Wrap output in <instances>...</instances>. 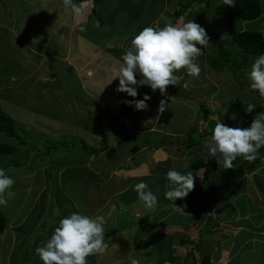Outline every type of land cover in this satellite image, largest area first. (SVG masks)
Returning a JSON list of instances; mask_svg holds the SVG:
<instances>
[{
  "label": "rangeland",
  "instance_id": "rangeland-1",
  "mask_svg": "<svg viewBox=\"0 0 264 264\" xmlns=\"http://www.w3.org/2000/svg\"><path fill=\"white\" fill-rule=\"evenodd\" d=\"M100 1L94 15L92 1L82 3V13L74 14L70 8H65L63 0H0V105L16 120V131L23 141L20 145V141L0 134V141L15 146L12 154L0 155V167L6 169L15 180L12 187L14 196L8 198L6 205L0 206V213L7 220L5 230L0 234V264H42L35 249L43 246L55 230L50 225L41 227L43 217L47 215L45 221L58 225L63 217L72 212L95 216V211L105 202L107 205L98 215L104 217L105 243L108 248L102 254L90 255L87 258L88 264H130L129 257L139 260L140 264H183L184 261L188 264H203L204 253L192 244L183 243L188 239L196 242L198 237L206 240L209 245L214 238L216 243L219 241V244L211 247V251L220 252L218 255L223 262V256L230 258L232 253L241 251L237 236L241 233L240 228L235 231L232 229L233 232L226 231L231 236V242L222 240L225 230L223 226H219L223 225L221 223L216 229H206L209 233L203 234L204 224H194L200 215H207L206 209L210 207L199 196V199H191L188 205H185V199L179 201L181 205L176 206L182 209H176L173 205L165 209L160 205L166 200L158 199L161 204L148 215L143 214L139 210L144 207V202L138 199L133 186L145 181L158 196L160 190L163 191L168 185L166 176L161 172V175L154 172V167H147L151 169L152 175L134 181L128 192H125L116 187L120 183L124 184L118 176L117 168L130 163L135 169L143 164L139 159L145 161L152 155L157 162L156 167L163 168L160 164L167 161L166 151L177 155L176 151L180 150L183 151L182 165L189 168L192 160L207 154L205 141L211 137L207 135L212 129L210 119L221 121L229 127H250L258 114L264 112V97L250 88L247 75L257 57H251V64L244 70H232L233 68L228 67L217 70L209 65L207 58L206 68H201L199 76L190 75L186 69L178 70L175 74L185 76V82L182 85V80H179L176 86L169 85L166 96L159 90L153 92L150 87L143 86L138 87L137 97L121 92L118 100L110 95V88L115 81L114 87L117 89L119 86V79L113 80V69L118 67L125 51L118 48L121 41L117 39H132L133 34H138L147 27L154 16L144 10H150L154 5V10H158V13L162 0ZM170 1L167 12L170 19L160 13L158 17L162 18L154 22L153 26L163 27L169 22H177L175 17L178 1ZM218 3L219 0H211L210 8L199 12L202 15L199 19L208 16L212 19ZM261 3L264 10V0ZM203 7L207 6L194 5L192 10ZM194 11L183 10L177 24L185 22L184 17L187 18L190 13L194 19ZM222 18L225 22L219 21L213 25L217 26L214 34L229 42L231 37L227 31L226 18ZM213 27L207 32L210 44L205 49L208 55L217 56L215 36L209 33ZM237 27L264 33V11L257 20L239 19ZM204 28L207 31L208 26ZM112 38L116 39L112 42L114 46L106 47ZM122 47L125 48L126 44H122ZM202 54L206 56V53ZM89 71L93 73L92 76L88 75ZM145 94L151 97L146 109L137 110L134 104L128 103L143 99ZM174 94L181 95L178 97L181 101ZM162 99L167 100L168 105L160 113L158 109ZM118 101L120 108L116 107ZM201 103H206L211 110L209 120H204ZM249 103L255 105L251 113L246 111ZM138 123L147 131H138ZM124 124L130 129L128 133ZM153 129H159L154 131L167 137L182 140H186L189 133L193 134L196 141H199L201 135L205 137L200 144L188 149H179L184 144L181 142L180 145L164 147L165 149L156 153H151V149L145 147L124 160V157H114L112 149L116 147L114 145L117 140L123 154L126 149L140 144L145 137L151 139L152 132L148 130ZM239 158L241 162L244 159L242 156L237 159ZM84 165H92V171L95 172L93 175L104 178V181L93 179L88 180L83 187L79 186L77 172L81 169L76 170L75 167ZM65 166L69 170L63 174ZM50 169L51 176L47 174ZM189 171L190 169L187 170ZM116 177L119 179L117 182ZM67 178L69 182L66 183ZM249 179L247 177L238 183ZM230 186L231 181L227 175L221 181L213 180L209 185L208 197L213 200L208 205L215 200L218 201L217 205H222L237 196L235 191L223 196ZM64 188L69 191L68 201L64 199ZM118 191L124 194L110 198L112 193ZM109 198L113 199L112 218L108 217ZM241 202V212H254L255 206L251 207V202ZM232 203L239 206L236 200H232ZM51 204L53 211L50 212ZM42 212H45L44 215ZM134 213L135 218L132 217ZM205 218L208 220L210 217ZM258 218L260 216H256ZM213 220L211 217L210 222ZM158 224H169L179 235L185 237L180 240L177 238L175 243L172 240L171 244L173 235L164 240L159 239ZM179 228L183 231L179 232ZM158 229L160 230L159 227ZM203 244L206 251L209 250L206 243ZM226 245H230V248L227 249ZM242 256L245 257L242 258L243 263L264 264V253ZM235 262L239 263L240 260Z\"/></svg>",
  "mask_w": 264,
  "mask_h": 264
},
{
  "label": "clouds",
  "instance_id": "clouds-1",
  "mask_svg": "<svg viewBox=\"0 0 264 264\" xmlns=\"http://www.w3.org/2000/svg\"><path fill=\"white\" fill-rule=\"evenodd\" d=\"M226 2L232 4V0ZM63 3L65 8H70L74 14L83 11V5L74 3V0H63ZM194 5L187 10L194 11L192 10ZM202 5L206 6V4L200 6ZM210 5L196 9L193 13L194 19L191 13L188 14L182 25L171 23L163 27L149 25L136 34L131 40V46L122 54L118 67L113 69V80L119 79L117 91L137 97L138 87L148 86L153 92L159 90L166 96L167 87L178 84L179 78L175 74L178 70L186 69L190 75L199 76L202 69L196 60L210 43L207 31L197 21H210V18L207 21L206 18L199 19V16H202L199 12L210 8ZM179 9L180 6L176 12ZM263 11L262 9V15ZM182 15L175 17L177 23ZM213 16L223 17L216 15L215 11ZM197 17L198 20H195ZM88 75L92 76L93 73L89 71ZM247 75L250 88L264 97V53L259 54L254 60ZM150 99L151 97L145 94L143 99L128 103L134 104L137 110H144L148 107L147 101ZM167 105V100L162 99L159 112L163 113ZM254 107L253 103H249L246 111L251 113ZM205 147L207 155L215 158L219 166L224 169L234 168V161L241 156L248 161L256 159L259 149L264 147V112L259 113L247 128H233L221 121L217 122L210 139L205 141ZM165 178L168 181V188L164 193L165 199L172 202L176 209H182L176 206L175 202L186 198L194 189V174L191 171L182 173L172 168L167 171ZM14 184L15 180L7 170L0 167V206L6 205L8 198L14 196L12 191ZM133 191L137 193L139 200L144 202L146 208H156L158 196L148 183L140 181L133 186ZM107 248L104 217L72 212L59 221L50 238L43 246L37 247L35 253L42 264H88L87 258L90 255L102 254ZM129 259L130 264H140L135 258L129 257Z\"/></svg>",
  "mask_w": 264,
  "mask_h": 264
},
{
  "label": "crops",
  "instance_id": "crops-1",
  "mask_svg": "<svg viewBox=\"0 0 264 264\" xmlns=\"http://www.w3.org/2000/svg\"><path fill=\"white\" fill-rule=\"evenodd\" d=\"M121 2H122V0H121ZM169 2H171V1L170 0H162V3H161V6L159 7V12L158 13H157L158 10L157 11L154 10V5L151 6L150 10L149 9H145L144 10V12L146 11V13L148 12V14L154 16V18H151L150 22L148 23V26L149 25H153L154 22H157V20L162 18V16L158 17V15L160 13L161 14L163 13V16H165V17L167 16V18L170 19V17H169L170 15L167 14L168 5H169L168 3ZM208 18H210V17H208ZM208 18H206V21H207ZM216 18L220 21V23L225 22V19H223L222 17L219 16V17H215V18L213 17L212 19H210L209 22H205V20H204L202 22L197 21V23L200 24L202 27H204V24L207 23V25L205 24V26L209 25L208 28H207V32H208L210 27H213L214 24L219 22ZM169 19H166V20L168 21ZM162 20H164V19H162ZM166 20H165L164 23H166ZM174 24H177V22H175ZM179 24L182 25L183 23L180 22ZM215 27H217V26L215 25ZM215 27H213V30L209 32L210 35H212V32H214ZM133 35L135 36L136 34H133ZM134 36H131V37H134ZM113 40H116V39L115 38L110 39L107 42L106 47H109V45H111V47L114 46V45H112V44H114V43H112ZM117 40L121 41V43H119L121 45H118V48L120 47V49L126 50L127 47L131 46V40L132 39H130V38H128L127 41H123V39H117ZM214 40L216 41V39H214ZM122 44L123 45L126 44V47L123 48ZM113 48H114V50H116V47H113ZM203 53H206V56L208 55L207 52H206V49H204ZM206 56H205V54H201L196 60V63H198L201 68H206L205 67V65H206V63H205ZM178 78L181 81L183 79V76L180 75V76H178ZM184 82L182 80V85H183ZM115 84H116V81L112 85V87L110 88V95L115 97V98H117L119 100L121 98V96H120L121 92L117 91V89L114 87ZM183 88L185 89V87H183ZM174 95L176 96V95H179V94H174ZM180 96H176L177 100L180 99V98H178ZM178 101H181V100H178ZM116 107H118V108L121 107L119 101L116 102ZM134 109L135 108L133 106V110ZM225 110H227V108H225ZM233 128H235V126H233ZM136 129L138 131H147V130H143L140 127V124H139V127H136ZM154 130H159V129H153V130H148V131L159 132V131H154ZM129 131H130V129H129ZM161 134H163V133H161ZM116 142L117 143H115L116 145H114V146L118 145V140ZM149 149H151V148H149ZM162 149H165V148L162 147V148H158V149H151L149 151L151 153H156V151L158 152L159 150H162ZM183 149H188V148H183ZM182 152L183 151H181V150L180 151H176L177 155H175L172 151L170 153H168V151H166V153H167V155H166L167 156V161L169 160L170 162L166 161L164 164H160V165H163L162 166L163 168L165 167L164 170L161 167H156L158 165H156L157 162L155 161V157L153 155H152V157L150 156V158L147 157L145 159V161H143V159H139V162L142 161L143 164H141L142 166H140V164H139L138 167H135V169H134V167H132L130 165V163L120 165L117 168V171L119 172L118 176H120V178H122L120 180H122L124 182V184L116 183L119 180L116 177V182L115 183L118 184V185H116L117 189H123L121 191L128 192L130 186H132V183L134 181H137L138 179L146 178V177H149V176L152 175L151 174L152 171H151V169H149L150 167H154V172L159 173V174H160V172L162 174H164V173L166 174L167 171L169 169H172V168H175V169L181 171L182 173H187V170L190 169V171L194 174V189L188 195L190 198H187V197L184 198L185 199V205H188V202H190L191 199H199V197H200V198L203 199L204 202L207 203L206 206L210 207V209L209 208L206 209V211H207V215L206 216H209L210 218L213 217V219H214L212 221V223H211L210 222V218L207 220L205 218L206 216L202 217L200 215V218L197 219V222L194 224V226H196L197 223L204 224V229H202V231L204 230L203 234H205V233H209V231H207L206 229L213 230V227L216 229L217 225H219L220 223L223 224V225H219V226H223V228L225 230V233L223 234V239H222L224 242H227L228 240L230 241V237H231L230 235H228L226 233V231H229V230H232V229L235 231V229L239 230L238 228H240L241 233L240 234L236 233V234H237V236L239 238V242H240V245H241V246L240 245L239 246H240L241 251L232 253L230 255V258L223 256V262H221L220 261L221 259L219 258V255H218V254H220V252L217 253V252H212L211 251L212 250L211 247L214 246V244H219V241H217L218 243H216L215 238L213 239V241H211V245L207 244L208 242L206 240H204L202 238H199V237H198L199 240L196 241V242H194L193 240L191 241V239L185 240L186 244H192L195 247V245L197 243H202L203 244V242H205L206 245L209 248V250H207V252H209L210 255H211L212 264H247V263H243V261H242V258H245L244 256H242L243 254H245L246 257L252 256V254L255 255V254H257V252H261L263 254L264 253V160L261 161V163L255 168H253V166H252L253 160L249 161L248 168L244 172H242V175L240 177L237 178L234 186L232 188L229 187L227 192L223 193V196H224V195H227L230 192H234L235 191L236 193H238L237 196H235L233 198H230L229 202H223L222 205H217L218 201H216V200L213 202V204H209L208 205V203L211 200H213L211 198H208L209 197V192H210V190H209L210 183L213 180L221 181V179L224 178V176H226V175L229 178V181H231L232 180L231 179V172L234 171L235 168H237V166L235 165L236 162L234 161V165L235 166H234L233 169L232 168L231 169H224L222 166H219L217 168V170L215 172H213V174L210 176V178L205 182V181H203V179H204V168H201V169L195 171V170H193L191 168L190 165H189V168H187V167L184 168L183 167V165H182L183 164V162H182L183 161ZM128 158H130V157H128ZM193 161L194 160H192L190 162V164ZM244 162H245V159H243V161L241 163L243 164ZM94 165H96V164H94ZM147 167H149V168H147ZM77 168L81 169L79 172H77L78 175H79L78 178H77L78 184L81 187H83L85 184H87L88 180L96 179V180L104 181V178L97 177L98 175H96V174H95V176L93 175L95 172L92 171V165L91 166L84 165V167H75L76 170H78ZM68 170H69V168L65 166L63 168V170H62V173L64 174ZM47 174H49V173L47 172ZM92 175H93L94 178L92 177ZM247 177H249L250 179L246 180V181H243L241 183H238L239 180L245 179ZM65 181H66V183L69 182L68 178L65 179ZM80 183H81V185H80ZM119 185H120V187H118ZM29 186L30 185H28V187ZM39 187H41V186H39ZM167 188H168V185L165 186L163 191L161 190L159 192L158 199L159 200L164 199V200H166L165 203H168V204H165V203L161 204V201H159V200H158V204H157V206L159 204H161L160 206H162L163 208L166 207L165 209H167L168 206L173 205L172 202H170L169 200L165 199V197L162 198V196H164V193L167 190ZM64 190H65V192L63 193L64 196H65L64 199L66 201H68V200H70V197L68 196L69 193H67V192H69L68 188H64ZM37 191L39 192L38 189H37ZM121 191H118L115 194L112 193L110 198H113L114 196H118V195H123L124 193L121 192ZM71 195H73V193H71ZM217 195L221 196L222 194H217ZM136 196H138L137 193H136ZM232 200L238 201L239 202V206L238 205H233L234 202L232 203ZM242 200H245V202L247 201L246 203L251 202V207L255 206V207H253L254 208V212L253 213L247 214V213L241 212V209L243 208V206H242L243 202H241ZM254 200H256V201L254 202ZM179 201H182V200L178 199L176 201L178 203L175 202L176 204H178V206L181 205ZM108 202H110L109 206L107 207L108 210H109L108 217L112 218L113 215H114L113 211H112L113 199H110V201H108ZM106 205H107V203L105 202V204H103V206H101L100 208H98V210L95 211V214L98 215L99 212L101 213L103 211V209H104V206H106ZM152 210L153 209H148V208H146L144 206L143 208H140L139 211L142 212L143 214L148 215V213L152 212ZM215 212H217V213L214 214ZM256 216H260L261 219L260 218L256 219ZM132 217L135 218V213H134V216H132ZM148 219H151V217H149ZM111 221H112V219H111ZM142 221L145 223L144 219ZM50 226H51V224H50ZM148 227H149V224H148ZM158 227L162 231H160L158 229ZM217 228H220V227H217ZM152 229H153V231H155V228H152ZM233 230H232V232H233ZM180 231L182 232L183 230L180 229L179 232ZM219 231H221V230H219ZM157 232L159 233V239H162V240H164L167 237L173 235L174 238L173 239L170 238L171 239L170 244L172 243V240L175 243L177 241L176 240L177 238L180 240L183 237H185V236L179 235L178 231L176 229H173L171 227V225H169V224H166V225H159L158 224ZM175 234H177V235H175ZM183 234L186 235L184 232H183ZM187 241H189V242H187ZM201 241H203V242H201ZM185 242H183V243H185ZM226 248L227 249L230 248V245H226ZM202 249H204V244H203V248ZM203 256H204V254H203ZM203 256H202V258H203ZM262 259H263V256H262ZM236 260H240V262L237 263V262H235ZM261 261H263V260H261ZM184 263H185V261L183 262V264ZM186 263H188V262L186 261ZM260 264H262V263H260Z\"/></svg>",
  "mask_w": 264,
  "mask_h": 264
},
{
  "label": "trees",
  "instance_id": "trees-1",
  "mask_svg": "<svg viewBox=\"0 0 264 264\" xmlns=\"http://www.w3.org/2000/svg\"><path fill=\"white\" fill-rule=\"evenodd\" d=\"M87 1H92V3L94 4L93 14L95 15L97 6L101 4L100 0H74V3L81 5L82 3ZM210 3L211 0H186V1L179 0L178 4L180 6V9L176 12V16L177 17L181 16L183 10L189 9L194 4H200V5L206 4V6H209ZM262 9L263 7L261 0H232V4L227 3L226 0H222V2L216 5L215 13L217 15H221L226 18L227 31L231 39L229 42H227L222 37L219 36L216 37L214 32H212V34L215 36L216 39L214 46L218 49L217 51L218 55L215 56L213 54H210L207 56L208 58L207 62L209 63L210 66L216 68L217 70H224L223 67H228L231 69L233 68L232 70H237V69L244 70L251 64L252 62L251 57H258L259 54L264 53V33L255 30H242L237 27V22L239 19L247 20V21H253L259 19L262 15ZM99 20L101 23H103L102 19ZM182 80L184 81V78ZM200 109H204V116H203L204 119L209 120V115L211 114V110L208 109V105L206 103H201ZM209 121L211 123L212 129H210V132L207 133V135L212 134V130L214 129L217 123V121L214 119H210ZM125 131L126 133L129 132V129L127 128L126 125H125ZM0 134H3L5 136H8L9 138H13L20 141L18 143L20 145L23 144V141H21V138L18 136L16 131V120L8 113H6L2 109L1 105H0ZM204 137L203 135H201L199 141H196L193 137V134L189 133L187 139L182 140V139H176L175 137L173 138L167 137L166 135H163L160 132H156V133L152 132L151 139L148 138L146 139L145 137V140H142L140 144L132 148L126 149L125 153L121 154L122 149L120 148V145H117L115 148H113L112 152L115 158L120 157L122 159L124 157L123 158L124 160L126 159V157L128 158L134 155L135 153L139 152L145 147L151 149H158L162 147L168 148L171 146L173 147V145L176 144L180 145V143L182 142L184 144L180 145V147H178L179 149L191 148V146L200 144ZM54 147L56 148L57 146ZM14 151H15L14 145L8 142L0 141V155H10ZM239 159L235 161L236 162L235 165L237 166V168H235L234 171L231 172L232 180H231L230 188L234 186L237 178L240 177L242 175V172H244L249 166L248 160L247 161L245 160V162L242 164ZM263 160H264V147L259 149L256 155V159L253 160L252 163L253 168L257 167ZM73 165H78V164H73ZM111 166H113V164ZM190 166L195 171L204 168L203 181L206 182L213 174V172L217 170L219 164L216 162L215 158L209 157L207 154H205L200 158L196 159L195 161H193ZM49 174L51 176L52 174L51 169L49 171ZM163 175L166 176L165 173ZM46 211H48V209H46ZM51 211H53L52 204H51L50 212ZM44 213L45 212H42L41 214L44 215ZM39 216H40V212H39ZM45 217H47V215ZM45 217H43L41 223V225H43L41 227L43 228H46L48 225L51 224V221H47V220L45 221L44 219ZM52 224H51L52 228H56L59 225V224L56 225L55 223ZM6 225H7V220L5 216L2 213H0V234L4 232ZM195 247H197L199 250H201L204 253V256L202 258V263L212 264L210 253L207 252L205 248L202 249L203 244L197 243ZM184 264H188V263L185 262Z\"/></svg>",
  "mask_w": 264,
  "mask_h": 264
}]
</instances>
